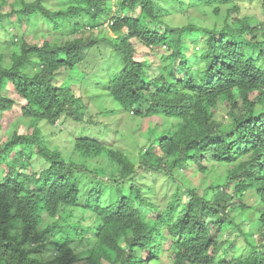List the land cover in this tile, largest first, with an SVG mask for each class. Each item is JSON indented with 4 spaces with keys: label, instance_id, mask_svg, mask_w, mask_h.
I'll return each instance as SVG.
<instances>
[{
    "label": "trees",
    "instance_id": "16d2710c",
    "mask_svg": "<svg viewBox=\"0 0 264 264\" xmlns=\"http://www.w3.org/2000/svg\"><path fill=\"white\" fill-rule=\"evenodd\" d=\"M236 2L0 0V23L66 37L5 25L0 115L18 112L28 131L4 141L13 118L0 119V264H215L228 251L219 264H264V0L261 17L232 20ZM175 6L188 23L173 24ZM102 47L113 65L98 75L88 61ZM120 112L148 120L139 183L115 144ZM246 224L242 241L222 238Z\"/></svg>",
    "mask_w": 264,
    "mask_h": 264
},
{
    "label": "rangeland",
    "instance_id": "374dc122",
    "mask_svg": "<svg viewBox=\"0 0 264 264\" xmlns=\"http://www.w3.org/2000/svg\"><path fill=\"white\" fill-rule=\"evenodd\" d=\"M9 1H13V0H9ZM28 2H31L33 0H26ZM239 5L241 7V13L238 14H234L233 17H244L247 14H251V15H258L259 17H261L262 12H261V6H262V0H239ZM178 9V6H175L174 12L175 14L173 16L170 17V19L173 21L174 25H184L186 23H188V20L186 18V16L181 12V10H176ZM10 11V7L6 6L4 8V12H8ZM193 16L199 17L200 15H198L197 13H192ZM201 17V16H200ZM261 18H264L261 17ZM16 17H13L12 20H15ZM205 18H201V21H205ZM7 23L9 25H11V28H9V32L10 34H13L15 32H17L18 34L20 33H24L26 32L27 35L25 38L26 40L29 41H42L43 38L42 37V33L43 32H47L50 33V38L51 39H56L58 38L60 40V42H64L66 40V37L62 36V33H60L59 31H51L48 29L43 28L44 24L39 23V27L37 29H34L33 32L29 33V29H28V25L24 24L21 29H17L14 26H12L11 22L9 19H5L3 23H0V51L3 52L4 54L9 55V46L8 42L9 40V36H6L7 34L5 33V25L7 26ZM210 24H212L211 20H210ZM15 27V28H14ZM95 33V31H94ZM33 36H37V38H34ZM110 36L112 37V35L110 34ZM68 38V37H67ZM104 47H106L107 45H103ZM109 51H111L110 48H108ZM104 48L102 47L101 49H94L91 52V59H89V63L90 65L94 66V67H99L98 69V75H104L106 72L110 71L112 69V58L110 57V55L108 54V52H106L105 54ZM162 53V52H159ZM102 54H104V57H102ZM152 55V53L149 51H145L142 53H139L138 55H136L137 59H140L141 57H150ZM8 57V56H7ZM157 62V59L155 58L154 61L152 63ZM74 76V75H73ZM73 78V77H72ZM78 86V84H76ZM99 84H97L96 86H98ZM92 88L86 87V85L84 86L83 90L82 88L80 90L83 91L84 96L86 97V101L89 100V96L91 95L90 93L92 92L91 90ZM91 91V92H90ZM94 94V93H93ZM92 94V95H93ZM11 97H13L14 95V91L10 92ZM19 99V98H16ZM95 105H99L98 103L95 102ZM114 105L111 102H108V107H113ZM8 116V117H7ZM216 119H218L221 122H227L228 121V115H227V107L225 105H220L216 111ZM1 117L3 118H8L12 117L13 121L12 123H9L8 125H4L3 126V130L1 131V137H5L4 141H7L8 135L14 130L15 125L17 126L20 121H21V117L20 114L18 112L14 113H10V114H2L0 115V119ZM121 118L122 122L121 125L119 127V131H120V135L116 137V140L118 143H115L117 145V148L119 150H123L126 154L132 156V158L134 159V162H136V167H137V173L135 176V179L137 180V182L139 183L140 181H142L143 177H144V171L139 167V149L142 146L146 145V140L144 138H142L141 136V128L143 130H145L147 128V123L148 121H143V120H135L133 119L131 116H129L128 114L122 113L118 116V119ZM158 121V119L152 118V125L154 123H156ZM27 126L24 124H19V129L21 132H27ZM69 128V127H68ZM66 128V129H68ZM68 134V131H67ZM57 138H59V135L57 136ZM60 143L59 144H64V138L61 137L60 139ZM68 151H71V147H67L66 148ZM152 174V173H151ZM191 174H193L192 176L201 178V174L200 173H192L191 170ZM153 176V174H152ZM218 179V178H217ZM215 175L211 176V179H209V184L211 185L213 181L217 180ZM155 181H153V179L151 178V176H147L146 180L144 181V183H146L148 186H151V184H153ZM193 185H198L197 181H193ZM163 184V179H158L156 182V189L159 190V188L162 186ZM184 188V187H183ZM174 188L171 187L168 192L172 195L174 192ZM230 192V191H229ZM246 201L249 204L255 205V202L257 201V198L254 195H249L246 196ZM239 203V200L237 201ZM259 212L263 211L262 208H258ZM257 211V209H255ZM240 212V209L236 210L235 213ZM152 214H150L151 216ZM240 220L236 221V225H239ZM256 223V221H255ZM244 230L245 232L250 231V227L248 226V224H246L244 227L242 226V228H238L237 226L231 227L229 229H227L226 233L222 236V238H226V237H230L233 241H237L240 240L242 241V239H244L242 237L241 234L242 231ZM259 233H254V239H257ZM251 238V237H249ZM258 241V240H257ZM245 242V241H244ZM257 246L260 245V242H257L256 244ZM49 252V251H48ZM51 253H46V255H49ZM233 252L228 251V254L225 255L224 252H219L217 254H215V264H219L221 259L223 257H228L229 259L232 257ZM50 256V255H49ZM84 264V263H81ZM163 264H173L172 261H163Z\"/></svg>",
    "mask_w": 264,
    "mask_h": 264
},
{
    "label": "clouds",
    "instance_id": "9594fccd",
    "mask_svg": "<svg viewBox=\"0 0 264 264\" xmlns=\"http://www.w3.org/2000/svg\"><path fill=\"white\" fill-rule=\"evenodd\" d=\"M238 2H239V0H238ZM238 2H236V4H237L238 6H240ZM261 11H262V10H261ZM240 13H241V12H240ZM234 18H235V17H232V20H233ZM238 18H240V17H238ZM77 84H78V83H77ZM76 86H77V85H76ZM262 95L264 96V93H262ZM120 113L122 114V113H124V112H120ZM125 114H126V113H125ZM128 115H129V114H128ZM129 116H131V117L133 118V115H129ZM133 119H134V118H133ZM155 119H156V118H155ZM135 120H136V119H135ZM143 121L145 122V121H148V120H143ZM151 122H152V118H151ZM153 125H156V123H154ZM119 127H120V126H119ZM119 127H118V130H119ZM140 130H141V136H142V138H143V131H144V130H143L142 128H141ZM119 135H120V131H119V133H118V136H119ZM157 135L159 136L160 133H158ZM144 139H145V138H144ZM155 139H158V138L155 137ZM145 140H146V139H145ZM145 146H146L145 149L147 150V149H148V146H149V142H148V140H146V145H145ZM145 146H142V145H141V147H140L139 150H141V148H143V147H145ZM156 154H160V151H159V150H156ZM139 155H140V154H139ZM139 160H140V157H139Z\"/></svg>",
    "mask_w": 264,
    "mask_h": 264
}]
</instances>
